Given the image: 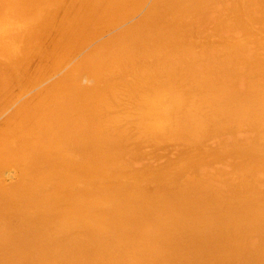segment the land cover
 Returning <instances> with one entry per match:
<instances>
[{
    "label": "bare ground",
    "instance_id": "bare-ground-1",
    "mask_svg": "<svg viewBox=\"0 0 264 264\" xmlns=\"http://www.w3.org/2000/svg\"><path fill=\"white\" fill-rule=\"evenodd\" d=\"M0 264H264V0H0Z\"/></svg>",
    "mask_w": 264,
    "mask_h": 264
}]
</instances>
